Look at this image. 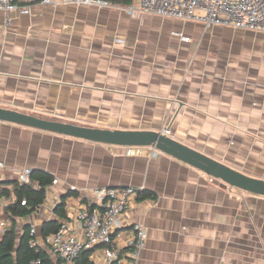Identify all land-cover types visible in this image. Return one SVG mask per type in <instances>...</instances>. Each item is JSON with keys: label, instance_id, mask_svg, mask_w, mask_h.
Instances as JSON below:
<instances>
[{"label": "crops", "instance_id": "1", "mask_svg": "<svg viewBox=\"0 0 264 264\" xmlns=\"http://www.w3.org/2000/svg\"><path fill=\"white\" fill-rule=\"evenodd\" d=\"M114 4L0 10V108L107 130L167 127L264 180V32L135 17ZM121 147L0 120V183L24 167L56 180L19 226L34 222L41 235L63 197L68 214L89 189L131 186L150 194L131 202L119 238L131 223L145 227L137 264H264V196L158 150L152 158L149 147L132 155ZM6 224L0 209V235Z\"/></svg>", "mask_w": 264, "mask_h": 264}, {"label": "built area", "instance_id": "2", "mask_svg": "<svg viewBox=\"0 0 264 264\" xmlns=\"http://www.w3.org/2000/svg\"><path fill=\"white\" fill-rule=\"evenodd\" d=\"M116 1L0 0V10L5 15L11 11L29 15L32 5L36 2L53 6L93 4L111 7ZM120 8L135 17L150 14L202 22L206 26L216 24L264 32V0H131L129 4L120 5ZM173 34L183 41L189 40L179 31ZM162 133L168 135L169 128L165 127ZM121 148L125 155H132L143 149L142 146ZM149 148V157H155L157 150L154 147ZM0 169H4L2 162ZM31 174V168H20L16 171V178L21 183H28ZM55 182L56 180H53V183ZM138 191L131 186L89 189L84 194L82 204L67 214V219L61 223L57 231L42 236L38 234L37 225L30 222L29 244L36 251L46 248L53 262L60 260V264H77L82 251L90 252L89 261L82 264H137L147 238L145 227L140 223H131L128 228V239L120 243L119 238L126 228V214L131 202L137 198ZM7 203V199H0V209ZM29 264H43V261L41 258H35Z\"/></svg>", "mask_w": 264, "mask_h": 264}, {"label": "water", "instance_id": "3", "mask_svg": "<svg viewBox=\"0 0 264 264\" xmlns=\"http://www.w3.org/2000/svg\"><path fill=\"white\" fill-rule=\"evenodd\" d=\"M0 120L115 146L154 147L156 150L220 179L232 187L264 196L263 179L250 177L159 131L91 128L3 108H0Z\"/></svg>", "mask_w": 264, "mask_h": 264}, {"label": "trees", "instance_id": "4", "mask_svg": "<svg viewBox=\"0 0 264 264\" xmlns=\"http://www.w3.org/2000/svg\"><path fill=\"white\" fill-rule=\"evenodd\" d=\"M39 1V0H36ZM117 3L126 5L131 0H117ZM53 176L47 172L32 170L30 181L21 183L18 180L0 183V198L10 199L3 208L7 224L0 235V264H29L35 258H41L43 264H60V260L53 262L49 253L40 249L36 251L29 244L30 223L19 226V219L32 214L37 210L45 199L46 189L52 183ZM7 185L10 188H7ZM143 194V195H142ZM68 195L78 197L76 190H70ZM145 190L138 191L140 198L149 196ZM64 197L54 209L55 218L44 221L40 227V234L46 236L59 229L61 223L67 219L64 207ZM25 203L22 204L21 202ZM83 201V199H82ZM89 251H82L77 264L89 261Z\"/></svg>", "mask_w": 264, "mask_h": 264}]
</instances>
